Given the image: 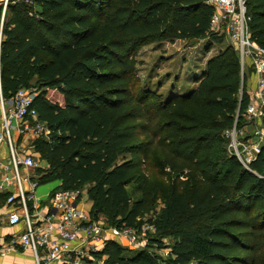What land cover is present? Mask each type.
Wrapping results in <instances>:
<instances>
[{
	"label": "trees",
	"instance_id": "16d2710c",
	"mask_svg": "<svg viewBox=\"0 0 264 264\" xmlns=\"http://www.w3.org/2000/svg\"><path fill=\"white\" fill-rule=\"evenodd\" d=\"M246 8L251 38L264 47V0H246ZM213 11L206 0H32L10 2L4 12L0 6V97L37 87L33 105L48 129L31 145L44 162L36 168L40 183L87 186L91 215L140 229L148 180L133 172L140 148L134 140L161 127L153 119L161 104L150 102L158 109L151 112L148 94L134 97L124 87L132 54L161 39L219 42L209 31ZM240 84L238 55L228 44L207 59L194 88L164 107L177 108L181 122L168 166L176 180L187 169L148 221L155 227L149 241L169 248L166 264H264V150L248 170L226 151L222 135L248 102ZM136 121H144L137 130ZM147 248L125 255L118 241L107 240L94 256L105 252V264L165 263Z\"/></svg>",
	"mask_w": 264,
	"mask_h": 264
},
{
	"label": "built area",
	"instance_id": "2783aa9c",
	"mask_svg": "<svg viewBox=\"0 0 264 264\" xmlns=\"http://www.w3.org/2000/svg\"><path fill=\"white\" fill-rule=\"evenodd\" d=\"M32 0H0L2 10L8 3ZM214 8L209 31L228 39L235 48L241 80L239 94L245 87L248 102L236 109L231 127L224 130L227 149L246 169L256 155L264 150V47L250 35L246 0H206ZM250 72L253 78L244 77ZM37 90L21 87L9 99L0 97V148L6 146L5 158H0V194L4 196L5 218L9 226L21 224L22 229L11 234L1 245L0 255L19 249L28 251L35 264H104L95 253L107 240H124L137 249L145 248L155 233L152 223L140 229L107 225L102 216H93L82 204L86 199L81 188L54 189L45 199L36 195L41 184L36 168L41 161L32 146L21 144L46 135L48 129L38 119L33 99ZM15 138V139H14Z\"/></svg>",
	"mask_w": 264,
	"mask_h": 264
},
{
	"label": "rangeland",
	"instance_id": "374dc122",
	"mask_svg": "<svg viewBox=\"0 0 264 264\" xmlns=\"http://www.w3.org/2000/svg\"><path fill=\"white\" fill-rule=\"evenodd\" d=\"M35 13V11L32 12V14ZM216 36L218 37V35ZM219 38V42H208L207 39L198 41L193 39L155 40L140 45L132 54L134 67L128 74L127 82L124 87L132 93L134 97L143 94L146 96L148 94L149 100L144 102V105L148 107L149 103V110L151 112L158 110L155 109L154 105L159 107L161 104V106H163H160L161 115L157 114L153 118L154 122L161 125L160 128H154L156 133L154 135H139V140H134V142L137 143L135 145H138L140 148L137 152V158L133 159L137 167L133 172L138 171L140 175L145 176L148 180L142 191L146 195V206L141 216V219L145 221V223H150L148 221L153 219L160 210L163 197L169 192L172 186L180 184L186 179L185 173L187 169L184 168V175L178 177L176 180L175 173L172 172V169L169 168L167 163L172 158V153L169 152L170 148L168 147H171L173 138L174 140L179 138V134L175 135L174 130L181 122L180 119L176 117L179 113L178 110H176L177 108H175L174 112L172 110L167 111L168 108L166 109L164 107L169 105V101L172 97H177L194 88L197 81L201 78V72L205 67L207 59L212 55L218 54L226 45H231L227 38L223 36H219ZM247 78H253L252 75L250 76L249 71H247L244 77V82L248 80ZM37 80V76L33 78V82H37ZM32 88L37 90L36 86ZM140 123H144V121L131 122V125L137 130ZM223 133L224 130L222 135ZM151 139H153V141H151ZM32 141L31 139H23L21 144L25 146L27 144V146L31 148ZM225 149L229 153L226 145ZM144 153H146L145 156ZM125 157L131 159L132 155L126 154ZM41 164H44V162ZM55 184V182H47L40 184L38 188L41 187L40 189H43L50 186V189H52ZM81 189L85 191L86 196L83 207L89 209L87 208L90 202L86 194L87 186ZM142 192L136 191L134 196L137 197L141 195ZM147 235V237L151 238L153 234L149 231ZM163 241L166 244L169 243V239L167 238H164ZM118 242L122 245L125 255H133L136 253V250H138L136 247L127 244L124 240H118ZM147 246L150 252L157 255L159 259L166 264V260L169 257V248L167 246L158 248L150 241H148ZM106 255L107 254L104 252L101 258L105 260Z\"/></svg>",
	"mask_w": 264,
	"mask_h": 264
},
{
	"label": "crops",
	"instance_id": "0c3cea01",
	"mask_svg": "<svg viewBox=\"0 0 264 264\" xmlns=\"http://www.w3.org/2000/svg\"><path fill=\"white\" fill-rule=\"evenodd\" d=\"M5 156L6 146L3 145L0 148V158H5ZM50 182L56 183L54 188L50 189L51 187L49 186L40 189L41 187H39L36 190V195L39 198L45 199L56 188L59 183L57 180ZM90 205L91 203L89 202V207L87 208H90ZM82 206L84 205L82 204ZM5 213L6 208L4 207L3 199L0 194V247L8 241L12 233L18 232L22 229L21 224L16 226H9L6 222ZM0 264H35V261L33 256L28 251H21L19 249H15L5 253L4 255H0Z\"/></svg>",
	"mask_w": 264,
	"mask_h": 264
}]
</instances>
